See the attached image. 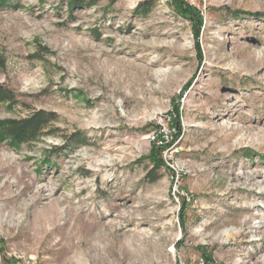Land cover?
<instances>
[{"label": "rangeland", "instance_id": "rangeland-1", "mask_svg": "<svg viewBox=\"0 0 264 264\" xmlns=\"http://www.w3.org/2000/svg\"><path fill=\"white\" fill-rule=\"evenodd\" d=\"M176 1L0 8V264H264V0Z\"/></svg>", "mask_w": 264, "mask_h": 264}, {"label": "trees", "instance_id": "trees-1", "mask_svg": "<svg viewBox=\"0 0 264 264\" xmlns=\"http://www.w3.org/2000/svg\"><path fill=\"white\" fill-rule=\"evenodd\" d=\"M100 0H66L68 8L86 9L96 5ZM12 0H0V8L13 7ZM149 3H143L137 11L145 14L149 9ZM175 5L179 11L187 14H193L191 7L183 4L182 0H177ZM145 7V8H143ZM142 8V10H140ZM198 18V17H197ZM199 20V19H198ZM15 94L4 85H0V105H6L10 108L15 104ZM50 115L43 111H34L24 118L0 120V142H5L12 149H20L24 145L36 142L48 127L51 121ZM175 137V136H174ZM153 145L154 165L162 164V152L165 146ZM163 165V164H162ZM157 167V166H156Z\"/></svg>", "mask_w": 264, "mask_h": 264}, {"label": "built area", "instance_id": "built-area-1", "mask_svg": "<svg viewBox=\"0 0 264 264\" xmlns=\"http://www.w3.org/2000/svg\"><path fill=\"white\" fill-rule=\"evenodd\" d=\"M168 131H166L164 128L161 130H158V132H152L149 134V141L152 144L158 145V146H165L162 155L164 153H167L171 150L172 144H171V137H168ZM172 179H175V183L177 182L178 176L176 175L175 178L171 177ZM195 264H204L203 260H199Z\"/></svg>", "mask_w": 264, "mask_h": 264}, {"label": "bare ground", "instance_id": "bare-ground-1", "mask_svg": "<svg viewBox=\"0 0 264 264\" xmlns=\"http://www.w3.org/2000/svg\"><path fill=\"white\" fill-rule=\"evenodd\" d=\"M263 223H264V220H263Z\"/></svg>", "mask_w": 264, "mask_h": 264}]
</instances>
